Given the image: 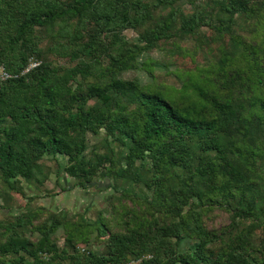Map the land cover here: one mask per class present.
Instances as JSON below:
<instances>
[{"label": "trees", "instance_id": "1", "mask_svg": "<svg viewBox=\"0 0 264 264\" xmlns=\"http://www.w3.org/2000/svg\"><path fill=\"white\" fill-rule=\"evenodd\" d=\"M0 67V264H264V0H0ZM52 172L108 214L12 211Z\"/></svg>", "mask_w": 264, "mask_h": 264}, {"label": "rangeland", "instance_id": "2", "mask_svg": "<svg viewBox=\"0 0 264 264\" xmlns=\"http://www.w3.org/2000/svg\"><path fill=\"white\" fill-rule=\"evenodd\" d=\"M182 2H179L181 4ZM186 10H191V6L183 4ZM127 38L130 40H135L137 34L132 29H127L123 32ZM187 45H192L193 41L188 40ZM198 57L197 64H205L209 61V57L204 56ZM146 57H151L156 60L155 63V78L152 80L149 74H147L143 69H131L122 72V76L125 78L136 77L142 84L155 83L167 88H178L180 87V80L174 74V69H177L174 65H169V67H163L160 61L163 60V53L159 50H153L151 53H141L138 56L139 62H142ZM191 65H181L178 66V71H183L184 69H189ZM88 144L96 141L94 136H88ZM73 179L66 178V176H61L59 178V183L56 181V177L52 172L49 177L41 186H35L34 184H29L22 181L23 189L27 195H36L32 200H28L26 197L14 196L10 201L12 211L16 212L22 210L25 204L28 207L37 208L44 207L47 211H57L58 209H65L69 214H84L86 217L91 219L95 218L99 212L104 215L108 214V202L105 200V196L109 193L107 188L108 180L97 179L96 185L90 188L82 189L80 187L72 186ZM65 188L66 190L62 189ZM136 191H139L136 189ZM50 193V195H47ZM52 193V194H51ZM1 201V200H0ZM7 210L0 211V218L5 217ZM211 220L208 222L214 225H220L222 222H227V218L219 213L214 214ZM55 240L59 246L63 243V230L59 228L55 233ZM185 244H183V248ZM93 249L100 250L99 246L94 245Z\"/></svg>", "mask_w": 264, "mask_h": 264}, {"label": "built area", "instance_id": "3", "mask_svg": "<svg viewBox=\"0 0 264 264\" xmlns=\"http://www.w3.org/2000/svg\"><path fill=\"white\" fill-rule=\"evenodd\" d=\"M38 63H39L38 61H36L34 59H31L29 61L28 66L23 70V72L28 71L31 67L36 66ZM8 76H9V74L6 71H4L3 68L0 67V80H4ZM140 260H141L140 258L139 259H136V260H130V261L124 263V264H137L138 262H140Z\"/></svg>", "mask_w": 264, "mask_h": 264}]
</instances>
